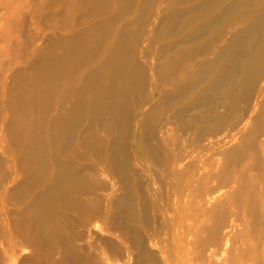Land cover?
I'll return each mask as SVG.
<instances>
[{
  "label": "bare ground",
  "instance_id": "1",
  "mask_svg": "<svg viewBox=\"0 0 264 264\" xmlns=\"http://www.w3.org/2000/svg\"><path fill=\"white\" fill-rule=\"evenodd\" d=\"M240 7L247 15L243 19L249 20L236 24ZM42 10L47 13L46 26L52 28L44 46L39 41L46 31L37 18ZM232 25L236 29L228 33ZM202 34H209L213 43L226 39L213 57L197 66ZM262 66L264 0H44L38 5L36 0H0V264H16L18 258L17 238L6 218L7 197L21 202L17 233L34 250L37 241L45 243L51 237V220L59 209L75 211L86 222L101 217L102 224L113 222V231L131 235L134 207L128 140L132 129H143L142 137L149 140L155 137L156 119L162 112H172L179 129L192 126L201 133H218L224 117L204 110L192 112L188 120L183 115L209 92L208 99L217 100L225 80L229 81L225 110L230 115L234 110L230 99L249 100ZM238 87L243 91L237 93ZM250 114L251 130L241 149L235 147L225 155L221 171L226 176L218 188L243 179L244 168L239 167L244 159L256 157L249 152L256 144L251 133L264 129V111L252 109ZM6 137L12 145L9 152ZM134 139L145 141L136 135ZM91 150L122 178V195L114 187L106 202L92 195L93 188L102 185L94 180L90 167H83ZM167 159L172 163L168 177L174 208L180 209L186 190L211 191L206 177L184 183L183 171L176 166L178 156L170 154ZM47 162L54 168L46 175L50 184L35 191ZM15 163L22 168L17 170ZM24 175V182L18 184ZM7 183L16 184L10 192ZM238 191L246 197L236 203L245 206L248 187L234 186L229 195L235 197ZM209 197H200V206L214 198ZM225 221L222 215L220 222ZM218 236L217 226L212 240ZM53 239L57 244L58 238ZM241 253L230 264L255 262L247 248Z\"/></svg>",
  "mask_w": 264,
  "mask_h": 264
},
{
  "label": "rangeland",
  "instance_id": "2",
  "mask_svg": "<svg viewBox=\"0 0 264 264\" xmlns=\"http://www.w3.org/2000/svg\"><path fill=\"white\" fill-rule=\"evenodd\" d=\"M43 1L36 0V5ZM46 14L45 10H42L37 16L40 28L46 31L45 37L40 35L39 44L42 46L46 44L45 38L52 33V28L46 26ZM243 15L247 17L243 8L240 7L236 11L234 22L237 24L249 20L246 18L244 20ZM235 29L236 27L232 25L227 31L232 33ZM225 39L221 37L215 39L213 43L209 34H202L199 39L201 47L196 57V65L201 66L206 58L213 57L214 50L221 46ZM228 82L224 81V87L217 100L210 101L208 98L212 96V92H209L202 97L196 108L183 115V119L188 120L193 113L204 110L210 116L224 117L223 128L218 133L212 135L201 133L198 131L200 129L192 126L179 129L174 125L172 112H162V115L156 119L155 137L149 140L142 137L143 129L137 127L132 129L128 140L131 160L129 179L132 185L131 198L134 207L131 235L121 230L113 231V222L102 224L101 217H93L86 222L84 216L75 211L59 209L55 211L56 218L51 220L53 226L51 237L45 243L37 241L36 250H34L35 248L27 243V239L17 233L20 224L16 219L22 211L19 204L21 202L7 197V203L5 201L7 223L18 242L16 264H34V259L36 264H84L85 262L90 264H230L242 254L243 248H247V251L255 256L256 260L253 264H264V129L251 133L256 144L255 150L249 152L256 157L244 159L242 166L239 167L241 170L244 168V178L238 177L237 182L231 183L230 186L218 188L219 181L226 176L221 171L225 155L235 147L241 149L244 135L251 130L253 120L251 110H255V113L264 111V66L256 86L249 92L251 96L249 100L230 99V101L233 100L234 106L230 115H227L225 110L229 102L225 88ZM236 89L237 93L243 91L242 87ZM146 97H148V90H146ZM147 108L148 105L144 107V109ZM135 135L139 140L145 141L143 140L142 144L138 143L134 139ZM6 141L5 149L8 147L9 152L12 145L9 144L8 137ZM170 154H176L179 158L176 166H180V171H183L182 181L191 178L190 181L195 183L196 180L206 177V182L211 186L209 193H200L194 188L186 190L180 197V209L174 208L175 197L169 188L168 170L172 163L167 158ZM98 156L94 150L88 151L82 163L83 167H90L93 170L94 180L102 185L98 189L93 188L92 195L106 202L105 198L112 193L113 187L118 189L119 195L123 194L122 178L112 173L107 163L99 160ZM45 166L46 169L42 171L35 191L50 184L46 175L54 168L48 162ZM15 167L17 170L22 168L16 163ZM38 168L39 166L36 165V170ZM24 170L21 169L23 174H25ZM5 171L10 176L11 171L6 166ZM24 177L25 175L20 183H17H23ZM243 183L248 187L249 196L245 206H239L236 202H242L246 194L239 192L240 190L235 197L229 194L234 186L240 188ZM11 184L7 183L9 192L12 186L16 185ZM82 194L81 197H84ZM206 196L214 198L200 206L199 198ZM205 212L206 216L203 214ZM210 215L216 218H211ZM222 215L226 220L225 224L220 222ZM217 226L219 238L214 241L212 231ZM175 234L181 238L180 243L175 241ZM53 238H58L57 244L56 239L54 241Z\"/></svg>",
  "mask_w": 264,
  "mask_h": 264
}]
</instances>
